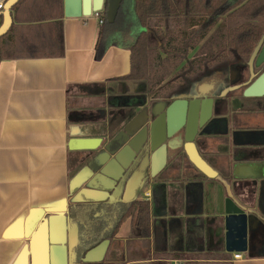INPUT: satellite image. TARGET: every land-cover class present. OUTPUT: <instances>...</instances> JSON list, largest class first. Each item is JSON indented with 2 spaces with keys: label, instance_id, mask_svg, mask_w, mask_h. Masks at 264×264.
I'll use <instances>...</instances> for the list:
<instances>
[{
  "label": "crops",
  "instance_id": "0c3cea01",
  "mask_svg": "<svg viewBox=\"0 0 264 264\" xmlns=\"http://www.w3.org/2000/svg\"><path fill=\"white\" fill-rule=\"evenodd\" d=\"M5 2L0 0L2 6ZM11 16V24L25 25L14 20L12 9ZM57 20L39 27L19 25L1 41L6 55L0 56V264H33L30 238L49 215L65 216L68 228L77 225L81 241L80 226L69 220L67 207L91 200L89 196L113 206L131 200L147 201L151 224L149 236L143 238L132 227L134 219L128 217L92 263L264 264V180H259L258 187L254 182V194L247 200L241 197L239 183L235 182V201L249 213L254 209L258 212L257 216L252 213L248 250L240 259H233L232 253L225 251L221 213L227 195L225 182L232 169L225 161L230 155L218 150L222 148L219 143L203 147L218 177L210 178L189 164L185 190L169 183L174 175L170 170L146 182L139 161L127 176L123 175V182L114 181L87 165L93 154L102 155V150L69 148L72 138L100 139L92 136L90 129L106 123L110 114L94 106H105L109 87L118 89V85L132 82L118 80L130 72V51L112 45L96 59L97 18L92 13L65 16L63 0L60 30ZM131 97L130 93L119 95L113 111L128 106ZM107 103L113 105L112 100ZM255 112V121L248 117L241 118L240 123L254 126L258 132L264 126V112ZM253 139L251 143L237 142L238 147L264 148L262 138ZM249 157V162H264V154ZM205 184L218 188L212 213L205 211ZM86 190L90 191L85 194ZM174 190L178 191L175 197ZM219 214L220 220L211 218ZM83 257L78 246L71 252L70 264H78Z\"/></svg>",
  "mask_w": 264,
  "mask_h": 264
},
{
  "label": "trees",
  "instance_id": "16d2710c",
  "mask_svg": "<svg viewBox=\"0 0 264 264\" xmlns=\"http://www.w3.org/2000/svg\"><path fill=\"white\" fill-rule=\"evenodd\" d=\"M12 12L17 23L31 27L58 19L60 30L62 0H18ZM19 25L11 24L1 36V58L6 55L1 41ZM99 27L95 58L100 59L112 45L128 49L130 72L118 80L138 82L142 98H156L176 94L185 84L197 82L201 74L223 70L228 77L232 67L247 65L264 37V0H122L115 20L109 23L103 16ZM192 50L195 53L188 58ZM137 111V102L120 107L106 123L91 127L90 134L112 137ZM87 165L98 169L95 155ZM67 215L80 226L82 256L100 243H109L128 217L134 219L132 227L140 237H148L151 230L149 204L144 200L115 206L85 200L69 204ZM78 264L98 263L79 260Z\"/></svg>",
  "mask_w": 264,
  "mask_h": 264
},
{
  "label": "water",
  "instance_id": "95a60500",
  "mask_svg": "<svg viewBox=\"0 0 264 264\" xmlns=\"http://www.w3.org/2000/svg\"><path fill=\"white\" fill-rule=\"evenodd\" d=\"M17 1L6 0L4 3L1 13L0 38L8 31L12 23L11 9ZM63 2L65 16H89L92 12L102 10L105 20L112 23L122 0H63ZM253 62L255 67H262V72L244 88L243 96L264 97V37L250 58V69H252ZM201 110L198 106L192 109L191 101L177 100L153 120H150V115L146 110L136 113L122 130L109 137L101 149L102 155H95L99 164L96 171L110 176L114 181L123 182L126 178L123 175L127 176L134 165L140 161L144 145L148 143L150 155L149 158L144 159V163L148 162L152 177L165 163L166 148L162 144L164 139L184 127V149L189 161L206 176L217 177V172L201 158L193 143L196 135H209L203 130L197 134L199 126L200 128L203 126V121L198 119ZM206 127L207 125L203 126V129ZM101 142V138H72L68 146L70 149L97 150ZM233 175L254 181L264 180V162H244L236 165ZM89 191L86 190L84 193ZM226 192L221 213L225 230L224 248L228 253H245L248 250V231L252 228V212H247L245 207L235 201L228 187ZM89 198L91 199L89 201H103L94 200L90 196ZM30 244L33 264H70L72 250L81 246L78 226L73 225L68 228L65 216L49 215L33 232ZM105 245L106 242H103L88 250L82 261H95L104 251Z\"/></svg>",
  "mask_w": 264,
  "mask_h": 264
},
{
  "label": "flooded vegetation",
  "instance_id": "af4514ba",
  "mask_svg": "<svg viewBox=\"0 0 264 264\" xmlns=\"http://www.w3.org/2000/svg\"><path fill=\"white\" fill-rule=\"evenodd\" d=\"M235 70H237V73L234 75V73L229 70V76L226 77L223 70H215L212 74H201L197 77V82H189L185 84L181 89L174 95H166V96H160L156 98H152L149 95V98L146 96L144 98L141 97V94H139L137 100H130L128 102V106H130L132 103L137 102L138 103V112H141L142 110H146V112L150 115V120H153L157 118L161 113H163L168 106H170L174 101L177 100H186L192 102V109L195 107H199L201 110L199 112V121H203V126L207 125L206 128H198L197 134L203 130L204 133L211 134L216 131H219L220 126H224L227 124V121L220 120L221 118H229L231 121L230 126L234 127V130L238 127L245 126L246 124H241L240 119L241 118H248L252 114L255 113L256 110H258V104L254 103L253 101L249 105H243V90L244 88L249 85L256 76L262 72V67L254 66V62L252 65V69H250L249 62L247 65L244 66H235ZM246 68L247 75L244 77L243 75H240L241 71ZM264 70V69H263ZM240 71V72H239ZM224 80V85L222 87H219V82L221 80ZM221 86V85H220ZM213 91V93H211ZM238 91L240 92V105L239 106H224V96L227 94H230L229 97H233L234 93ZM228 107V108H227ZM264 108V106H262ZM147 127V126H146ZM199 135H196L193 143L196 147L197 152L201 156L202 159L205 161L206 156L204 155V151L202 150L201 143L198 142ZM246 137V136H245ZM252 138V137H251ZM254 138V136H253ZM239 139L236 138L239 141H246V142H253L254 139ZM165 145L166 148V159L163 167L153 176V178H157L160 176V173L165 172L166 170H170L174 172V175L170 177L171 182L173 186H177L180 188L181 186L183 189H186L185 183H187L188 177L185 176V173L191 168L190 165H185L182 158H185V160L188 162V164H192L184 149V127L180 128L176 133H174L171 136H167L164 139V142L162 143ZM247 144V143H246ZM250 155L254 154H264V148L261 150H250ZM150 150L148 147V143H145L143 151L140 155V169L145 172L146 176L144 180L147 182L150 179V174H148V170L150 171V167L148 162L146 164L144 163V159L149 158ZM207 162V161H206ZM144 165V166H143ZM152 178V177H151ZM168 183V182H166ZM184 189V190H185ZM177 190L172 193L173 196H177ZM186 193V191H185ZM187 193L185 194L186 198ZM252 196V195H250ZM249 196V197H250ZM197 196H195L196 199ZM263 208V207H262ZM213 217L216 219L217 217H222L221 214L219 215H213Z\"/></svg>",
  "mask_w": 264,
  "mask_h": 264
},
{
  "label": "rangeland",
  "instance_id": "374dc122",
  "mask_svg": "<svg viewBox=\"0 0 264 264\" xmlns=\"http://www.w3.org/2000/svg\"><path fill=\"white\" fill-rule=\"evenodd\" d=\"M194 53H195V51L192 50L188 54V58H191L194 55ZM234 68H236V67H232L231 71L235 75L237 73V70H235ZM240 75H243L244 77L247 75L246 68H244L241 71ZM223 81L224 80L222 79L221 82H219V84H218L219 87H222L224 85ZM116 89H117V87L111 86V87H109V90H107V93L104 96V102H103L105 106H94V107H96L97 110L102 109V111H105L104 109H106L107 114H111L112 112H114L113 111L115 109L114 107H116L114 105L116 104L117 98L119 97V95H126V94L130 93V96L134 97V98L132 97L133 100L138 99V96L140 94V92H139L140 91V83L132 81L130 83H124V85L120 84V85H118V89L117 90ZM211 93H213V91ZM239 94H240V92L236 91L234 93L233 97H229V98H228V96H230V94L225 95L224 100H223L224 106H229V104L233 105V106H239L240 101H241V100H239V97H240ZM147 97L149 98V95ZM109 100H112V103H113L112 106H108L107 102ZM252 101L254 103H257L258 109H262L264 112V108L262 107L264 104V97H257L255 99L253 97L252 98L244 97L243 98V102H244L243 105H249ZM262 117L264 119V115ZM250 118H251L252 122L255 121L256 112L254 114H252L250 116ZM224 119L227 121V124H225L224 126H220L219 131H216L215 134L213 132L209 135H205V134L200 135L198 137V142L201 143L202 150H203V147H207L211 143H214V142L219 143L218 146L220 145V146H222V148L218 149V150H221V153H224V154L226 153V154L230 155L227 158H225L226 159L225 161L227 162L226 164L228 165V167H230V169H232V174L229 177L230 179L226 180V182H225L226 183V189L228 187V190L230 191L231 195L234 197V192H233L232 188H234L235 182H238L239 183V185L237 187L238 191H240L241 197L243 199L245 198L247 200L248 198L252 197L250 195L254 194V189L251 188V186L255 185L254 182H256V186L258 187L259 180L254 181L253 179H242V178H237L233 175L234 167L236 165L238 166L241 163L249 162V160H250V157H249L250 153L249 152L251 150V148L249 146H243L242 148L238 147L239 144L237 142H239V140H237L236 138H239L240 140L241 139L246 140L249 138L252 139L254 136V137L262 138V140H264V126H262L260 128V131H258V132L255 130L254 126H251L248 124H246L245 126H242L240 128L237 127L234 130V127L230 126V123L232 121L227 117H225V118L223 117L220 120L222 121ZM262 121L263 120H261L260 122H262ZM109 137H110V135L101 138L102 142L99 144L98 149L95 151H100L105 146L106 142L109 140ZM216 148H219V147L216 146ZM243 148H245L246 150H243ZM93 155H96V152ZM204 155H205V153H204ZM231 156H233V157L230 158ZM236 157H241V159L239 161H237L238 159H235ZM182 160L184 161L185 165L189 166V164L185 160V158H182ZM206 161L209 165H211L208 160H206ZM233 162H236V163L233 164ZM185 185H186V183H185ZM205 185H206V187H205V191L203 193V200L205 201V211L212 213L216 209L215 208V202H216L217 195H218V193H217L218 188L216 185H210V184H205ZM220 185L223 187L222 183H220ZM259 185H260V183H259ZM256 211L257 210L254 209L251 212L257 216ZM211 218H214V217L211 216ZM217 218H218V220L221 219V217H217ZM219 226H220L218 228L219 233H220V235H222L223 229H222L221 225H219Z\"/></svg>",
  "mask_w": 264,
  "mask_h": 264
},
{
  "label": "built area",
  "instance_id": "2783aa9c",
  "mask_svg": "<svg viewBox=\"0 0 264 264\" xmlns=\"http://www.w3.org/2000/svg\"><path fill=\"white\" fill-rule=\"evenodd\" d=\"M0 9H3V6L2 4H0ZM92 14L97 18L98 20V24L101 25L103 23V16H104V13L103 11H95V12H92ZM242 256V253H239V252H233L232 253V258L233 259H240Z\"/></svg>",
  "mask_w": 264,
  "mask_h": 264
}]
</instances>
